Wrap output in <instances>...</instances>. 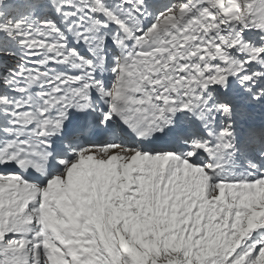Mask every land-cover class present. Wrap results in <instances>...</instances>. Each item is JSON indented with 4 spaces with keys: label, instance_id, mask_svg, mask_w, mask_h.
Instances as JSON below:
<instances>
[{
    "label": "rangeland",
    "instance_id": "374dc122",
    "mask_svg": "<svg viewBox=\"0 0 264 264\" xmlns=\"http://www.w3.org/2000/svg\"><path fill=\"white\" fill-rule=\"evenodd\" d=\"M203 2L208 9L207 30L215 37L212 45L225 56H233L237 60L236 72H241L248 79L257 77V80H261L264 74V0H253L248 4L247 0H203ZM70 3L71 0L64 3L62 10ZM255 32H261V35L252 40L256 35ZM248 44L255 47L249 53ZM207 45H209L208 41ZM214 51L215 49L211 51L212 55ZM248 86L253 90V84ZM249 149L248 146V151ZM235 253L237 249L232 242L225 263L234 264L231 257Z\"/></svg>",
    "mask_w": 264,
    "mask_h": 264
},
{
    "label": "bare ground",
    "instance_id": "6f19581e",
    "mask_svg": "<svg viewBox=\"0 0 264 264\" xmlns=\"http://www.w3.org/2000/svg\"><path fill=\"white\" fill-rule=\"evenodd\" d=\"M23 1V0H22ZM255 33H256V35H255ZM254 33V35H255V37L252 39V40H255V38H257L259 35H261V32H255ZM188 34H191V36H192V41L191 40H189V42L191 41L192 42V44H193V47H192V54H195L196 52H197V50H198V48L196 47V42L198 41V39L200 38L201 40H203L202 41V44H203V52H204V54H208V48H207V41L208 40H212V38H213V36L211 35V33L210 32H208V30H207V28H205V27H202L201 28V30L199 31V32H195L194 30H192V29H190V30H188ZM251 47L254 49L255 47H254V45H251ZM241 83H243V80L239 83V85H241ZM14 90L13 91H15V88H13ZM22 92H24V90L22 91ZM15 94V93H14ZM12 97H13V94L11 95ZM211 105H213V103H212V100H210V102H209ZM219 123V125H220V129H223V126L221 125V122H218ZM175 142V141H174ZM255 142H256V140H255ZM254 146H256V144L255 145H253V147H250V149L249 150H251L252 148L254 149ZM262 146V148H259V153L260 154H263L264 155V143L261 145ZM248 152V151H247ZM168 153V152H167ZM169 155H171L170 153L169 154H166V156H165V158L166 157H169ZM246 159H248L247 157H246ZM256 162V161H255ZM203 176V173L202 174H198V177L199 178H201ZM209 261H210V259H209Z\"/></svg>",
    "mask_w": 264,
    "mask_h": 264
}]
</instances>
